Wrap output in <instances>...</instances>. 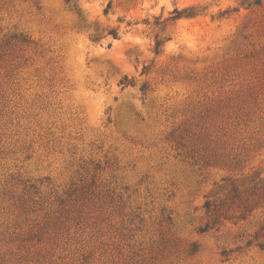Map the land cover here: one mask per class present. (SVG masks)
<instances>
[{
    "label": "rangeland",
    "instance_id": "rangeland-1",
    "mask_svg": "<svg viewBox=\"0 0 264 264\" xmlns=\"http://www.w3.org/2000/svg\"><path fill=\"white\" fill-rule=\"evenodd\" d=\"M0 264H264V0H0Z\"/></svg>",
    "mask_w": 264,
    "mask_h": 264
},
{
    "label": "trees",
    "instance_id": "trees-1",
    "mask_svg": "<svg viewBox=\"0 0 264 264\" xmlns=\"http://www.w3.org/2000/svg\"><path fill=\"white\" fill-rule=\"evenodd\" d=\"M197 13L195 11L194 8H188L185 10H179L178 8L174 10V12L171 14V17L169 19H167L168 21H176L182 18H192L194 16H196ZM163 42L159 39H157L156 41V51L159 53L160 49L162 47ZM122 84L125 86H128L131 84V82L125 78L124 80H122ZM145 89V88H144Z\"/></svg>",
    "mask_w": 264,
    "mask_h": 264
}]
</instances>
